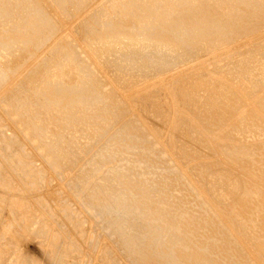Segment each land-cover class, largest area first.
<instances>
[{
  "label": "rangeland",
  "instance_id": "374dc122",
  "mask_svg": "<svg viewBox=\"0 0 264 264\" xmlns=\"http://www.w3.org/2000/svg\"><path fill=\"white\" fill-rule=\"evenodd\" d=\"M178 1L0 0V264H138L140 260L147 262V264H159L157 258L154 259V257H150V260L147 258L144 261L136 256L140 259L136 260L132 257L134 254L130 256L132 251L131 249H127L129 248L127 247L128 245H125L126 243L123 244L126 241L125 236L127 237V235H130L133 238L137 233L136 236H139V234L143 236L140 237L141 244L142 238L143 241L145 239L142 244L143 248L150 249L149 246L153 244V232L149 235L150 233L145 231L146 224L142 225L139 223L145 220L146 218L144 217L147 216L148 218L154 216L157 217V219L160 218V227H163L164 224L162 225V223H165L164 227H167V230L172 229L173 226H171V223L174 225V222H180L179 224L181 225L184 224L180 226L181 230L185 226L189 228L190 225L188 230L183 228L186 231H183L185 232L183 234L179 232L181 230L177 231V233L179 232L178 235H175V232L173 234H168L167 232H170V230L160 233L161 241L157 242V245L163 246L156 247L158 250L160 249L159 251L156 249L158 252L162 250L164 253L168 252L167 250L170 248L168 245L170 244V238H172L171 247L177 243L176 247L179 248H176V251L180 253V255L183 253V257L177 256L175 264H189V262L192 264H199V261H189L187 257L190 254L196 253V246L198 245L200 247L203 244L212 242V245L208 243V247L210 246L212 248L213 246L214 248L217 244L219 245L220 242L223 244L225 236L235 245L230 248V250L233 249L232 251L235 255L230 256L232 252L227 253L226 255H229V259L227 258L228 261L227 259L222 260L224 261L223 263L227 261L225 264H231L234 259L230 257L234 258L235 256L236 260L233 261L234 264H264V236H262V233L264 235V77L261 75L264 73V0ZM205 1L208 2L207 5L204 4L207 3ZM163 2L165 3L163 4ZM201 2H203L205 6L201 4ZM197 5H200V7ZM195 6L199 9H196ZM144 7L148 8L144 9ZM160 8L164 12V15ZM166 8H169V10L173 9L167 11L168 9ZM182 8H184V11ZM156 9L160 14L157 13L158 11ZM178 9L181 12H179ZM194 9L195 11H193ZM248 10L250 11L249 15ZM29 11H31V13ZM32 11H35V13L33 14ZM188 11L191 13V18H193L192 15L194 17L196 15V21L201 18L202 22H206L209 18H216V21L213 20L216 24L211 27V30L213 31L217 28L219 30L213 32L207 30V32H204V36L209 34L206 35L205 38L204 36L202 38L201 33H198L199 28L191 26L194 20L190 17L186 21L188 23L185 22L187 25L182 24L179 28H175L174 20L181 19L182 17L179 14L181 13L182 15V12L187 13ZM144 12H146L145 14L147 16ZM149 12L150 14H148ZM178 12L179 14H177ZM243 12L244 14H242ZM166 13H169V15ZM197 13H199L198 16ZM230 13L232 17L236 16L238 19L246 17L247 15V17L251 15V17L247 18L246 22L244 19L242 20L245 22L244 25H241V27L244 26V29H242L236 23L237 18L235 17V19H233ZM237 13L239 17L235 15ZM26 14L28 16H26ZM156 14L161 15L163 18L167 15V18H164L166 21H162L163 25L154 21L157 18ZM225 15L227 17H225ZM36 16L38 17L37 19ZM126 16L128 17L126 18ZM170 16L173 17L170 18ZM174 16H176L177 19ZM130 17L139 24L140 20L141 23H143L141 25H144L146 22L143 27L146 26L145 28L150 31L148 30L144 33L138 32L139 34H136L134 31L130 33L124 31L128 33V35L130 34L129 36H125L129 37L128 39L124 37L126 33L122 36L124 32H120L121 34L118 36L124 37L123 40L121 38V40L119 38H113L118 35V33L114 30V32L111 33L112 31H107L108 29L106 28H110L111 24L115 27H117V24H125L128 22L130 24L132 21L129 19ZM229 17L231 18L229 19ZM32 20H37V23L33 21V24ZM117 20L120 22H117ZM126 20H128V22ZM252 20L258 26L255 25ZM148 22H150V24H148ZM30 23H32V25ZM152 23H157L158 25L156 24V26H154ZM235 23L237 25H235ZM261 23L263 24L261 25ZM35 24H38V26L33 29L32 26ZM106 24H108L109 27L106 26ZM152 25L153 27H151ZM245 25L248 26L245 27ZM251 25H255V27ZM163 26H166V30ZM28 27L32 28L34 32ZM171 27L174 28L172 29ZM49 28L51 31H48ZM142 29L144 31V28ZM168 31H170V33ZM194 31H197L198 34ZM37 32H39V34ZM114 33H116V35ZM131 33H135V37H143V35L147 36L146 39L150 37L151 39L149 38L148 41L150 44L145 41V37L143 38V43L147 45H143L141 42L143 40L142 37L139 40V37L136 38L137 40L135 41V37H133L134 35ZM145 33H148L149 36ZM158 33L161 34L157 36ZM183 33H185V35ZM108 34L112 36L109 35L113 38V41L116 40L114 42L110 40L111 38H108V40L106 37ZM178 34H180V37ZM8 35L12 38H9ZM26 35L27 38H25ZM183 35L184 37L186 36L187 39L186 37L184 38ZM20 36H22V38ZM172 37H176L178 40H176V38L172 39ZM188 37L190 39H188ZM16 38L18 39L16 40ZM103 38H105V44H103ZM180 39H184L181 41L188 42L181 44V41H179ZM126 40H129V43ZM133 40L134 42L131 44ZM155 40H161L164 45L162 43L156 44L155 42L159 41ZM3 41L5 42L3 43ZM111 42L116 44L114 45ZM137 42L141 43V45ZM152 42L154 45L151 44ZM123 43L126 44L124 45ZM127 43L132 46L126 47L128 46ZM106 44H112L113 47L109 45V47L106 46L105 48ZM101 47H103V49ZM25 49H27V52ZM152 64L153 66L156 64L157 67H153ZM257 66H259L258 69ZM260 69H263V71ZM256 77H258V79ZM81 82H83L82 85L85 83L86 86H93L92 89L94 88L95 90L89 91V88H87L85 84V87L80 86L84 91L88 90L85 93L87 96H84L81 88L78 86ZM91 82L92 84H90ZM197 82H201V85L195 87V85H199ZM218 82L221 83L218 84L220 86L217 85ZM179 86L181 88L179 91L180 95H177L178 91L176 89L179 90ZM199 88L200 91H196L199 90ZM74 89L77 90V92L74 91ZM210 89L212 91L211 95V91L208 92ZM59 90H61L63 94ZM150 90H152L151 92L154 91L156 95H154V92L151 93ZM215 90L220 92L218 93ZM183 91L188 92L185 93ZM194 91L198 93L195 94ZM94 92H96V95ZM221 92H223L222 95ZM149 93L153 95L154 100ZM90 94L93 95L91 96ZM146 94L148 97L145 96ZM181 94L185 95V97H182ZM188 94L190 95V97H188L190 101H188V99L184 100L189 96ZM149 95H151L150 98ZM224 95H227V97L221 98V96ZM213 97L216 100H209L210 98L213 99ZM83 98H86L85 101H82L84 100ZM191 98H194L195 101ZM61 99L66 103L64 104L62 101H59ZM220 99L225 100H223V102ZM180 100L185 102L182 101L183 103H181ZM207 100H209L210 103ZM227 100H229V102ZM186 101H188L189 104ZM148 103H150L151 106ZM207 103H214L219 106L212 104L208 105ZM189 105L190 108H193L191 109L192 111H196L190 114L187 112L186 108L182 110ZM207 105L211 108L212 106L215 108L209 111L211 108H208ZM204 106L208 108L207 111L209 112H205ZM100 107L102 108L100 109ZM116 108H118V110ZM187 108L188 110L190 109L189 107ZM157 110L160 111L158 112ZM89 111L91 113H89ZM116 111H119V114ZM196 112L199 114H196ZM159 113H161V115ZM225 114L226 116H224ZM66 117L68 118L66 119ZM200 120L203 121L201 122ZM32 122H34V124ZM127 124L134 125L137 130L140 129L138 132L142 137L140 136L141 138L138 140L139 145L140 143L141 145L144 144L143 146L146 148L152 145L153 147L151 146V148H148L150 149L149 151L146 148L147 151L143 147L140 148L141 145L138 147L137 142H134L135 138H131V140L133 139L132 141L129 140L130 137H128L127 131L129 129L127 128ZM185 125L187 126L185 127ZM31 127L33 128L31 129ZM4 138H6V140H4ZM128 140L134 143L132 144L133 149L129 146L131 143H129ZM147 140L149 142H147ZM125 142H127V144ZM67 144L70 147L67 146ZM47 146H50V149L52 148L51 146H53V151L56 150V156L53 155V153L51 154L52 150L50 153L48 152L50 149H48ZM136 146L141 150L139 151L135 148ZM154 148L156 151H160L156 152ZM232 149H234L233 152H231ZM149 152H151L153 156L149 154ZM57 153H59L58 155H62L58 156ZM156 153H161L160 157L158 156L159 158L156 156ZM146 156L147 158H145ZM154 156L157 158H153ZM151 157L155 160L158 159L159 162L158 160H151ZM58 158L60 163L57 162ZM63 159L65 160L63 161ZM149 160H151L150 164L152 167L148 164ZM153 162L155 163L153 164ZM139 164L143 166L140 167ZM167 172L171 173L168 174ZM163 174H165V176ZM172 176L174 177L172 178ZM153 180L154 183L157 182L155 183L156 185L153 183ZM170 182L171 185H169ZM149 184L153 185L150 186ZM159 184H161V188H158ZM126 185L129 187H124ZM178 185H180V187ZM123 187L126 193L132 190L131 193L133 192V197L136 193L138 194V192H141L144 196L139 193L140 195L138 194V198L140 197L142 201L137 199L136 196V201H134L135 197L133 198L132 195L129 194L125 196V198H127L126 201L123 195L125 194L123 193ZM142 188L145 191H150L152 189L150 191L152 193L156 191L152 194L154 197L148 195L149 192L143 191ZM159 189L162 190L160 191ZM143 192L148 194L145 196ZM159 192L162 193L160 194ZM162 194H164V196ZM128 195L131 196L132 199ZM120 196H122L121 198H123V200H121ZM157 196L163 197L159 198ZM146 197L147 199H145ZM173 197L175 200L172 199ZM129 198L131 201H134V204H137L136 206L138 209L133 203L130 202V204L128 202ZM183 199L186 201H182ZM118 200L119 202L117 203ZM156 200L159 201L157 202ZM175 201L177 202L174 203ZM126 202H128L129 205L126 204V206ZM184 202L185 204L183 205ZM202 202L206 205L204 206ZM111 203H114V205ZM173 204H175L174 208L172 207ZM139 205L144 206L142 209L147 211L145 213L146 216L143 210L140 211L141 206L139 208ZM117 206L120 207L122 211H120V208ZM122 206H126L125 208L128 207V211H133L132 213L135 211L141 216L137 217L138 215L134 213L137 216L133 217L134 214H130V212ZM154 206L159 212L155 211L156 209ZM105 209H107V211ZM114 209H117L118 212L120 211V215H123L122 212H127L123 215L124 217H121L118 215L117 210V214L115 213ZM124 209L126 211H124ZM148 210L151 212L154 211L155 215L151 214V212L149 213ZM184 212L188 213L189 217L185 216L188 214ZM206 212H210V214L207 213V215H210V218L205 215ZM127 213L130 216H126ZM182 213L183 219L180 217ZM143 215L144 217H142ZM167 215L169 216L166 217ZM117 216L118 219L119 217L124 218L123 226L125 229L122 226L123 229L126 230L130 228L132 231L134 230L133 232L135 234L132 232L134 235L132 233L129 234L131 230L128 232L127 229L125 233L121 228V230L118 231L121 232L120 235H126L124 237L119 236L118 232H116L113 227V224L117 222H114V220H117ZM160 216H163L165 222L161 220L163 218ZM195 216L197 218H195ZM202 216L207 217L208 220L212 219V222L214 221L216 224L211 225L206 218H201ZM135 217L138 218L139 224H136V219L133 220ZM140 217H142V221H140ZM184 217H186L185 219L188 222L184 221ZM148 218L143 222L151 223L154 221L152 220L153 218ZM187 218L192 221V224L189 223ZM175 219L178 222H176ZM166 220L168 222L171 221V223L169 222L168 224ZM200 220H205L208 223L205 228H203L205 231L210 226L217 231L215 232L212 228H209L207 230L208 232L206 231L207 233H205L204 230L202 232L207 235L201 234L200 230H202V228H196ZM159 221L157 220V222ZM128 222H130V224ZM187 223H189V225ZM192 226L197 230L191 228ZM219 226L220 228H215ZM257 227H259V229ZM190 230H194V234L191 235L192 232ZM189 231L191 233H187ZM123 232L124 234H122ZM141 233H148L147 236L149 237ZM196 233L198 235H196ZM166 234L168 235L166 236ZM180 234L183 235V238L188 234L184 240L186 241L188 238L192 243L187 241L186 243ZM209 235L217 239L215 240L214 238L207 237ZM218 235L220 238H218ZM150 236L152 237L150 238ZM201 237H205V240L208 242L205 243L206 241H200ZM193 238L195 241H193ZM196 238H198L199 241ZM147 239L151 242H148ZM217 240L220 241L217 243ZM163 241L167 242L163 244ZM173 241L176 242L172 245ZM198 242L199 244L195 245V243ZM201 242H203V244ZM221 243L218 248L222 250L227 249L226 247L223 248L225 243L223 245ZM186 244L188 247L192 244L193 248L196 247L195 250L192 251L193 248L190 246L189 248L192 249H189V251L188 247H185ZM164 247L167 250H161V248ZM180 247L183 248L181 249ZM184 247L187 249L183 250L185 249ZM211 248H209L210 253L213 252ZM221 249L220 252L219 249L217 251L215 249L214 252L221 254ZM225 251L226 250H224V252ZM201 257L199 259H201ZM222 257V255L221 257L219 256L218 260ZM182 258L185 259L183 260ZM153 261L155 262L153 263ZM214 261L216 262H214L215 264L218 263L217 258ZM221 263L222 262H219V264Z\"/></svg>",
  "mask_w": 264,
  "mask_h": 264
},
{
  "label": "bare ground",
  "instance_id": "6f19581e",
  "mask_svg": "<svg viewBox=\"0 0 264 264\" xmlns=\"http://www.w3.org/2000/svg\"><path fill=\"white\" fill-rule=\"evenodd\" d=\"M78 1H79V0H78ZM135 1H136V0H135ZM140 1H141V0H140ZM162 1H163V0H162ZM172 1H173V0H172ZM177 1H178V0H177ZM213 1H214V0H213ZM241 1H243V0H241ZM22 2H23V1H22ZM131 2H132V1H131ZM133 2H134V0H133ZM142 2H144V1H142ZM174 2H175V1H174ZM178 2H179V1H178ZM198 2H199V1H198ZM205 2H207V1H205ZM211 2H212V1H211ZM219 2H220V1H219ZM248 2H249V1H248ZM251 2H252V1H251ZM27 3H28V1H27ZM119 3H120V2H119ZM139 3H140V2H139ZM164 3H165V2H163V4H164ZM193 3H194V2H193ZM223 3H224V2H223ZM253 3H255V2H253ZM97 4H98V3H97ZM115 4H116V3H115ZM196 4H198V3H196ZM201 4H203V2H201ZM204 4L207 5L208 2H207V3H204ZM204 4H203V5H204ZM210 4H211V3H210ZM225 4H226V3H225ZM233 4H235V3H233ZM249 4H251V3H249ZM37 5H38V4H37ZM78 5H79V4H78ZM80 5H81V4H80ZM125 5H126V4H125ZM137 5H138V4H137ZM143 5H144V4H143ZM148 5H149V4H148ZM173 5L175 6V4H173ZM177 5H178V4H177ZM185 5H186V4H185ZM205 5H204V6H205ZM212 5H213V4H212ZM217 5H219V4H217ZM259 5H260V3H259ZM144 6H145V5H144ZM146 6H147V5H146ZM152 6H154V5H152ZM159 6H160V5H159ZM168 6H169V5H168ZM190 6H191V5H190ZM197 6H198V5H197ZM209 6H210V5H209ZM214 6H215V5H214ZM244 6H245V5H244ZM114 7H115V6H114ZM119 7H120V6H119ZM140 7H141V6H140ZM148 7H149V6H148ZM148 7H144V9H145V8H148ZM169 7H170V6H169ZM175 7H177V6H175ZM175 7H174V8H175ZM183 7H184V6H183ZM191 7H192V6H191ZM191 7H190V8H191ZM198 7H200V5H199ZM198 7L195 6L196 9H197ZM201 7H203V6H201ZM25 8H26V7H25ZM39 8H41V7H39ZM97 8H98V7H97ZM100 8H101V7H100ZM100 8H99V9H100ZM122 8H124V7H122ZM184 8H185V7H184ZM184 8H182L183 11H184ZM186 8H187V7H186ZM190 8H189V9H190ZM213 8H215V7H213ZM236 8H237V7H236ZM245 8H246V7H245ZM35 9H36V8H35ZM37 9H38V8H37ZM42 9H43V8H42ZM157 9H158V8H157ZM157 9H156V10H157ZM166 9H168L167 11H170V10H172L173 8L170 9V10H169V8H166ZM166 9H165V10H166ZM192 9H193V8H192ZM192 9H191V10H192ZM198 9H199V8H198ZM215 9H216V8H215ZM217 9H218V8H217ZM239 9H240V7H239ZM239 9H238V10H239ZM22 10H23V9H22ZM32 10H33V9H32ZM111 10H112V9H111ZM113 10H114V8H113ZM113 10H112V11H113ZM140 10H141V9H140ZM148 10H149V9H148ZM154 10H155V9H154ZM160 10H161V8H160ZM163 10H164V8H163ZM185 10H186V9H185ZM212 10H214V9H212ZM228 10H229V9H228ZM240 10H241V9H240ZM244 10H245V9H244ZM260 10H261V9H260ZM26 11H27V10H26ZM39 11H41V10H39ZM117 11H118V10H117ZM141 11H142V10H141ZM141 11H140V13H141ZM157 11H158V10H157ZM157 11H156V12H157ZM178 11H179V9H178ZM193 11H195V9H194ZM214 11H215V10H214ZM217 11H219V10H217ZM220 11H221V10H220ZM248 11H249V10H248ZM253 11H254V10H253ZM253 11H251V12H253ZM24 12H25V11H24ZM29 12L31 13V11H29ZM43 12H44V11H43ZM107 12H108V11H107ZM118 12H120V11H118ZM121 12H123V11H121ZM124 12H125V10H124ZM146 12H148V11H146ZM146 12H144V14H145ZM153 12H154V11H153ZM161 12H163V11L161 10ZM165 12H166V11H165ZM179 12H181V11H179ZM179 12H178L177 14H179ZM197 12H198V11H197ZM244 12H245V11H244ZM244 12H243L242 14H244ZM32 13L34 14L35 11H34V12L32 11ZM37 13H38V12H37ZM157 13L160 14L159 11H158ZM169 13H171V12H169ZM169 13H166V14L169 15ZM182 13L184 14V16H183V14L181 15V13L179 14V15L182 17L181 19H177V17L174 16V17H176V19H177L176 21L174 20V27H175V28H179V26H182V24H186V23H188V22H186V21H187V19H189L191 13H190L189 11H188L187 13H184V12H182ZM228 13H229V12H228ZM238 13H239V12H238ZM238 13L235 14V15H238ZM249 13H250V11L248 12V15H249ZM120 14H121V13H120ZM128 14H131V13H128ZM128 14H127V15H128ZM134 14H135V13H134ZM138 14H139V13H138ZM148 14H150V12H149ZM152 14H153V13H152ZM159 14H156L157 18H156V20H154V21H155V22L157 21V22H159L160 24H162L163 22L166 21V19H164V18H167V15L165 14L166 17L163 18V17H162L161 15H159ZM198 14H199V13H197V16H198ZM233 14H234V13H233ZM239 14H241V13H239ZM259 14H260V13H259ZM17 15H18V13H17ZM93 15H94V14H93ZM136 15H137V14H136ZM139 15H140V14H139ZM145 15H146V14H145ZM145 15H144V16H145ZM163 15H164V12H163ZM174 15H176V14H174ZM179 15H177V16H179ZM194 15H195V14H194ZM248 15H247V16H248ZM257 15H258V14H257ZM21 16H22V15H21ZM26 16H28V15L26 14ZM39 16H40V15H39ZM42 16H43V15H42ZM45 16H46V15H45ZM89 16H90V15H89ZM107 16H108V15H107ZM119 16H120V15H119ZM121 16H123V15H121ZM128 16H129V15H128ZM128 16H126V18H127ZM137 16H138V15H137ZM140 16H141V15H140ZM146 16H147V15H146ZM154 16H155V15H154ZM156 16H155V17H156ZM185 16H186V17H185ZM199 16H200V15H199ZM228 16H229V15H228ZM230 16L232 17V14H231V13H230ZM245 16H246V15H245ZM247 16H246V17H242V16H241V17H242L241 19H238V18L235 16V17L237 18L236 23L241 27V25H244V24H245L246 19L251 17V15H250V17H247ZM254 16H255V15H254ZM123 17H124V16H123ZM133 17H134V16H133ZM149 17H150V16H149ZM171 17H173V16H170V18H171ZM192 17H193V18H191V17H190V18L193 19L194 22L192 21L193 23H191V26H193V27H195V28H199L198 33H201L202 38H203V36H204V34H205L204 32H205V31L207 32V30H208V31H209V30L212 31V30H211V29H212L211 27H213V26L216 24V23L213 21V20H215L216 18L213 19V17H212V19H211V18L207 19L206 22H202V19H201V18H200V20L196 21V20H195V19H196V18H195L196 15H195V17L192 15ZM200 17H201V16H200ZM225 17H227V16L225 15ZM231 17H229V19H230ZM235 17H232V18L235 19ZM238 17H239V15H238ZM255 17H256V16H255ZM262 17H263V15H262ZM29 18H30V17H29ZM34 18H35V17H34ZM37 18H38V17L36 16V19H37ZM168 18H169V17H168ZM31 19H32V18H31ZM129 19L132 20L130 24H129L128 20H126L128 23H125V24H124V23H123V24H117V25H116V26L118 27V28H117V27H115L114 25H112L111 23H109V24H111V25H110V28H106V29H108L107 31H110V32L112 31L111 33H113L114 31H116V33H118V35H116V33H114L116 36L113 35V36H115V37H113V38H119V39L121 38L122 40H123V38H124L126 35H127V36L130 35V34L128 35V33H126V32H129V33H130V32H132V31H134V32L137 34L138 32L144 33V32H146V31L149 30V29L145 28L146 26L143 27V26L146 24V22H145L144 25H141V24H143V23H141L140 20H139V22H140V24H139L138 22H135L136 20L132 19V17H130ZM141 19H142V18H141ZM150 19H151V18H150ZM191 19H190V20H191ZM197 19H198V18H197ZM219 19H220V18H219ZM243 19L245 20V22L242 21ZM251 19H252V18H251ZM255 19H256V18H255ZM48 20H49V19H48ZM121 20H122V18H121ZM133 20H134V21H133ZM33 21H35V20H32V23L34 24ZM36 21H37V20H36ZM36 21H35V22H36ZM142 21H143V20H142ZM150 21H151V22H154L153 20H150ZM162 21H163V22H162ZM169 21H170V22H173V21H171V20H169ZM169 21H168V22H169ZM188 21H189V20H188ZM215 21H216V20H215ZM222 21H223V20H222ZM227 21H228V20H227ZM259 21H260V20H259ZM263 21H264V20H263ZM21 22H22V21H21ZM88 22H89V21H88ZM117 22H120V21L117 20ZM185 22H186V23H185ZM252 22H253V20H252ZM23 23H24V21H23ZM32 23H30V24L32 25ZM36 23H37V22H36ZM39 23H40V22H39ZM41 23H42V22H41ZM113 23H115V22H113ZM121 23H122V22H121ZM137 23H138V24H137ZM219 23H220V22H219ZM236 23H235V25H237ZM250 23H251V22H250ZM253 23H254V22H253ZM257 23H259V22H257ZM26 24H28V23H26ZM44 24H45V23H44ZM148 24H150V22H148ZM152 24H154V23H152ZM156 24H157V23H155L154 26H156ZM254 24H255V23H254ZM262 24H263V23H261V25H262ZM1 25H2V24H1ZM28 25H29V24H28ZM35 25H36V26H35ZM35 25L32 26L33 29H34V28H37V26H38V24H35ZM49 25H50V24H49ZM118 25H119V26H118ZM157 25H158V24H157ZM162 25H163V24H162ZM164 25H165V24H164ZM186 25H187V24H186ZM186 25H185V27H186ZM255 25H257V24H255ZM255 25H253V26L251 25V26H252V27H255ZM42 26H43V25H42ZM50 26H51V25H50ZM106 26L109 27L108 24H106ZM166 26H167V25H166ZM166 26H165V27H166ZM222 26H223V25H222ZM246 26H248V25H245V27H246ZM257 26H258V25H257ZM30 27H31V26H30ZM30 27H28V28H30ZM141 27L144 28V31H143V29H142ZM151 27H153V25H152ZM165 27L163 26V28H165ZM174 27H173V28H174ZM187 27H188V26H187ZM189 27H190V26H189ZM223 27H224V26H223ZM44 28H45V27H44ZM50 28H51V27H50ZM50 28H49L48 31H51ZM96 28H97V27H96ZM148 28H149V27H148ZM155 28H156V27H155ZM159 28H160V27H159ZM163 28H162V29H163ZM171 28H172V27H171ZM173 28H172V29H173ZM190 28H191V27H190ZM221 28H222V27H221ZM241 28L244 29V26H242ZM241 28H240V29H241ZM31 29H32V28H30V30H31ZM33 29H32V31H33ZM91 29H92V28H91ZM222 29H223V28H222ZM226 29H227V28H226ZM240 29H239V31H240ZM4 30H5V29H4ZM113 30H114V31H113ZM151 30H152V28H151ZM159 30H160V29H159ZM165 30H166V28H165ZM167 30H169V29H167ZM170 30H171V29H170ZM174 30H175V29H174ZM177 30H178V29H177ZM177 30H176V31H177ZM215 30L217 31V30H219V29L217 28V29H215ZM215 30H213V31H215ZM246 30H247V29H246ZM5 31H6V30H5ZM25 31H26V30H25ZM35 31H37V30H35ZM43 31H44V30H43ZM124 31H126V32H124ZM142 31H143V32H142ZM149 31H150V30H149ZM155 31H156V30H155ZM162 31H163V30H162ZM182 31H183V30H182ZM187 31H189V30H187ZM187 31H184V32H187ZM213 31H212V32H213ZM225 31H226V30H225ZM19 32H20V31H19ZM30 32H31V31H30ZM33 32H34V31H33ZM33 32H32V33H33ZM39 32H40V31H39ZM39 32H37V33L39 34ZM44 32H46V31H44ZM91 32H92V31H91ZM120 32H124V33H122V36H123V34L126 33V34L124 35L123 38H122V36H121V37H118V36H120L119 34H121ZM158 32H159V31H158ZM168 32L170 33V31H168ZM177 32H178V31H177ZM180 32H181V31H180ZM180 32H179V33H180ZM189 32H191V31H189ZM189 32H187V33H189ZM194 32H195V31H194ZM219 32H220V31H219ZM47 33H48V32H47ZM108 33H109V32H108ZM135 33H131L132 35H134L133 37H135ZM141 33H140V34H141ZM156 33H157V32H156ZM156 33H155V34H156ZM164 33H165V32H164ZM164 33H163V34H164ZM174 33H175V32H174ZM195 33H197V31H196ZM195 33H194V34H195ZM198 33H197V34H198ZM7 34H8V33H7ZM10 34H11V33H10ZM138 34H139V33H138ZM145 34H146V33H145ZM147 34H148V33H147ZM147 34H146V35H147ZM159 34H161V33H158L157 36H159ZM165 34H166V33H165ZM167 34H168V33H167ZM171 34H172V33H171ZM176 34H177V33H176ZM183 34L185 35V33H183ZM197 34H196V36H197ZM208 34H209V33H208ZM208 34H206V35H208ZM217 34H218V32H217ZM217 34H216V35H217ZM16 35H17V34H16ZM32 35H33V34H32ZM34 35H35V34H34ZM41 35H42V34H41ZM95 35H96V34H95ZM109 35H110V34L106 35L107 39H108V38L110 39V38L112 37L111 35H110L111 37H110ZM142 35H143V34H142ZM179 35H180V34H178V36H179ZM184 35H183V37H184ZM206 35L204 36V38L206 37ZM3 36H4V35H3ZM5 36H6V35H5ZM9 36H10V35H8V37H9ZM11 36H12V35H11ZM14 36H15V34H14ZM108 36H109V37H108ZM148 36H149V34H148ZM153 36H154V34H153ZM178 36H177V37H178ZM15 37H16V36H15ZM17 37H18V35H17ZM20 37L22 38V36H20ZM97 37H98V36H97ZM131 37H132V36H131ZM131 37H130V38H131ZM138 37H139V38H138ZM138 37H135V41L137 40L136 38H138V40H139L142 36H138ZM144 37H145V39H146L147 36H144V35H143L142 39H143ZM179 37H180V36H179ZM185 37H186V36H185ZM185 37H184V38H185ZM189 37H190V36H189ZM189 37H188V39H190ZM194 37H195V35H194ZM198 37H199V36H198ZM209 37H210V36H209ZM9 38H12V37H9ZM18 38H19V37H18ZM18 38H16V40H17ZM25 38H27V35L25 36ZM30 38H31V37H30ZM38 38H40V37H38ZM38 38H37V39H38ZM113 38H111L110 40H112ZM125 38L128 39L129 37H125ZM149 38H150V37H149ZM149 38H147L148 40H147V39L145 40L147 43H149V42H148V41H149ZM160 38H161V37H160ZM165 38H166V37H165ZM174 38H176V37H174ZM174 38L172 37V39H174ZM196 38H197V37H196ZM3 39H4V38H3ZM5 39H6V38H5ZM28 39H29V38H28ZM28 39H27V41H28ZM109 39H108V40H109ZM121 39H120V40H121ZM132 39H134V38H132ZM132 39H131V40H132ZM142 39H141V40H142ZM150 39H151V38H150ZM167 39H168V38H167ZM186 39H187V37H186ZM194 39H195V38H194ZM6 40H8V39H6ZM21 40H22V39H21ZM41 40H42V38H41ZM45 40H46V39H45ZM100 40H101V38H100ZM108 40H106V41H108ZM115 40H116V39H115ZM115 40H114V41H115ZM124 40H125V39H124ZM141 40H140V41H141ZM176 40H178V38H176ZM181 40H184V39H180L179 41H181ZM191 40H192V39H191ZM191 40H190V41H191ZM10 41H11V40H10ZM12 41H13V40H12ZM22 41H24V40H22ZM27 41H26V42H27ZM104 41H105V38H103V44H105ZM114 41L112 40V42H114ZM126 41L129 43V40H126ZM126 41H125V42H126ZM143 41H144V39H143L141 42L143 43ZM151 41H152V40H151ZM155 41H159V40H155ZM155 41H154V42H155ZM4 42H5V41H3V43H4ZM32 42H33V41H32ZM47 42H48V41H47ZM60 42H61V41H60ZM109 42H110V41H109ZM109 42H108V43H109ZM112 42H111V43H112ZM117 42H118V39H117ZM119 42H120V41H119ZM133 42H134V40L132 41V43H131V42H130V43L133 44ZM187 42H188V41H181V44H182V43L185 44V43H187ZM14 43H15V42H14ZM52 43H53V42H52ZM101 43H102V41H101ZM128 43H127V44H128ZM137 43H138V42H137ZM155 43H156V44H157V43H162V44L164 45V43H163L161 40H160L159 42H155ZM174 43H175V42H174ZM179 43H180V42H179ZM190 43H192V42H190ZM190 43H189V44H190ZM6 44H8V43H6ZM43 44H44V42H43ZM61 44H62V43H61ZM112 44H114V43H112ZM112 44H111V45H110V44H106V45H105V48H106V46L109 47V45H110V47H111ZM115 44H116V43H115ZM115 44H114V45H115ZM118 44H120V43H118ZM123 44L125 45L126 43H123ZM131 44H130V45H131ZM138 44L141 45V43H138ZM144 44H146V43H143V45H144ZM149 44H150V43H149ZM151 44L154 45L153 42H152ZM165 44H166V43H165ZM169 44H170V43H169ZM176 44H178V43H176ZM176 44H175V45H176ZM130 45L128 44V46H126V47H130ZM146 45H147V44H146ZM158 45H161V44H158ZM40 46H41V45H40ZM97 46H98V45H97ZM131 46H132V45H131ZM150 46H151V45H150ZM165 46H166V45H165ZM177 46H178V45H177ZM177 46H176V47H177ZM187 46H188V45H187ZM190 46H191V45H190ZM34 47H35V46H34ZM61 47H62V46H61ZM61 47H60V48H61ZM103 47H104V45H103ZM103 47H101V48L103 49ZM112 47H113V46H112ZM142 47H143V46H142ZM144 47H145V46H144ZM29 48H30V47H29ZM97 48H98V47H97ZM120 48H121V47H120ZM178 48H180V47H178ZM188 48H189V47H188ZM44 49H45V48H44ZM107 49H108V48H107ZM111 49H112V48H111ZM132 49H133V48H132ZM184 49H185V47H184ZM25 50H26V52H27V49H25ZM59 50H60V49H59ZM22 51H23V50H22ZM68 51H69V50H68ZM98 51H99V50H98ZM127 51H128V50H127ZM189 51H190V50H189ZM192 51H193V50H192ZM102 52H103V50H102ZM106 52H107V51H106ZM108 52H109V51H108ZM26 54H27V53H26ZM11 55H12V54H11ZM129 56H130V55H129ZM15 57H16V56H15ZM24 58H25V57H24ZM30 58H31V57H30ZM147 58H148V57H147ZM44 59H45V58H44ZM57 59H58V58H57ZM23 60H24V59H23ZM151 60H152V59H151ZM246 60H247V59H246ZM53 62H54V61H53ZM147 63H148V62H147ZM128 64H129V63H128ZM162 64H163V63H162ZM139 65H140V64H139ZM165 65H166V64H165ZM242 65H243V64H242ZM249 65H250V63H249ZM262 65H263V64H262ZM60 66H61V65H60ZM129 66H130V65H129ZM152 66H153V64H152ZM155 66H156V64H155ZM155 66H153V67H155ZM5 67H6V66H5ZM37 67H38V66H37ZM156 67H157V66H156ZM160 67H161V66H160ZM234 67H235V65H234ZM236 67H237V66H236ZM258 67H259V66H257V69H258ZM142 68H143V67H142ZM13 69H14V68H13ZM132 69H133V68H132ZM147 69H149V68H147ZM157 69H158V68H157ZM253 69H254V68H253ZM134 70H135V69H134ZM149 70H150V69H149ZM238 70H239V69H238ZM260 70L263 71V69H260ZM150 71H151V70H150ZM235 71H237V70H235ZM40 72H41V71H40ZM142 72H143V71H142ZM257 72H258V70H257ZM1 73H2V71H1ZM78 73H79V72H78ZM130 73H131V72H130ZM232 73H233V72H232ZM259 73H260V72H259ZM259 73H258V76H259ZM55 74H56V73H55ZM250 74H251V73H250ZM254 74H255V73H254ZM256 74H257V73H256ZM84 75H85V74H84ZM150 75H151V74H150ZM261 75L264 77V73H262ZM261 75H260V76H261ZM262 76H261V77H262ZM45 77H46V76H45ZM62 78H63V77H62ZM256 78L258 79V77H256ZM259 78H260V77H259ZM93 79H94V78H93ZM26 80H27V79H26ZM72 80H73V79H72ZM79 81H80V80H79ZM79 81H78V82H79ZM89 81H90V80H89ZM205 81H206V80H205ZM72 82H73V81H72ZM84 82H85V81H84ZM198 82H199V81H198ZM198 82H197V83H198ZM82 83H83V82H81V84L78 85L79 88H81L80 86H84L85 83H84L83 85H82ZM215 83H216V81H215ZM219 83H220V82H218L217 85H218ZM59 84H60V82H59ZM69 84H70V83H69ZM72 84H73V83H72ZM90 84H92V82H91ZM198 84H199V85H195V87H196V86H200V85H201V82L198 83ZM203 84H205V83H203ZM220 84H221V83H220ZM75 85H76V83H75ZM177 85H179V84H177ZM48 86H49V85H48ZM59 86H60V85H59ZM85 86H86V84H85ZM85 86H84V87H85ZM218 86H220V85H218ZM57 87H58V85H57ZM84 87H83V88H84ZM86 87L89 88V91L94 89V88L92 89L93 86H92V87H91V86H86ZM153 87H154V86H153ZM177 87H178V86H177ZM213 87H214V86H213ZM215 87H217V86H215ZM76 88H78V87H76ZM87 88H86V89H87ZM219 88H220V87H219ZM219 88H218V89H219ZM65 89H66V88H65ZM196 89H197V88H196ZM201 89H202V87H201ZM17 90H18V89H17ZM63 90H64V89H63ZM78 90H79V89H78ZM81 90H82V93L84 94V96H87V94H85V93H86L88 90H87V91H84L82 88H81ZM94 90H95V89H94ZM96 90H97V89H96ZM157 90H158V89H157ZM176 90L178 91V92H177V95H178V94H179V91L181 90L180 86H179V90H178V89H176ZM188 90H189V89H188ZM221 90H222V89H221ZM12 91H13V90H12ZM59 91L61 92V90H59ZM65 91H66V90H65ZM70 91H71V90H70ZM70 91H69V92H70ZM74 91L77 92V90H75V89H74ZM74 91H73V92H74ZM83 91H84V92H83ZM100 91H101V90H100ZM151 91H152V90H150V92H151ZM196 91L199 92V91H200V88H199V90H196ZM209 91H211V89L208 90V92H209ZM215 91H217L218 93L220 92V91H218V90H215ZM60 92H59V93H60ZM66 92H68V91H66ZM73 92H72V93H73ZM79 92H80V91H79ZM79 92H78V93H79ZM96 92H97V91H96ZM96 92H94L95 95H96ZM98 92H99V91H98ZM142 92H143V91H142ZM153 92H154V91H153ZM153 92H151V93H153ZM183 92H185V91H183ZM183 92H182V93H183ZM186 92H188V91H186ZM186 92H185V93H186ZM198 92H197V93H198ZM217 92H216V93H217ZM223 92H224V91H223ZM223 92H221V95L223 94ZM61 93H62V92H61ZM72 93H71V94H72ZM89 93H90V92H89ZM89 93H88V94H89ZM151 93H149V94H151ZM154 93H155V92H154ZM191 93H192V92H191ZM194 93H195V91H194ZM197 93H195V94H197ZM213 93H214V92H213ZM62 94H63V93H62ZM68 94H69V93H68ZM80 94H81V92H80ZM83 94H82V95H83ZM138 94H139V93H138ZM147 94H148V92H147ZM147 94H146L145 96L148 97ZM199 94H200V93H199ZM205 94H206V93H205ZM211 94H212V91H211L210 95H211ZM224 94H225V93H224ZM226 94H227V93H226ZM90 95L92 96L93 94H90ZM101 95H103V94H101ZM151 95H152V94H151ZM151 95H149V98H150ZM154 95H156V93H155ZM157 95H158V94H157ZM179 95H180V94H179ZM186 95H187V94H186ZM188 95H189V94H188ZM202 95H203V94H202ZM208 95H209V94H208ZM213 95H214V94H213ZM217 95H218V94H217ZM75 96H76V95H75ZM78 96H79V95H78ZM78 96H77V97H78ZM114 96H115V95H114ZM138 96H139V95H138ZM181 96H182V97H183V96L185 97V95H183V94H181ZM181 96H180V97H181ZM191 96H192V95H191ZM214 96H215V95H214ZM228 96H229V95H228ZM9 97H10V96H9ZM19 97H20V96H19ZM81 97H82V96H81ZM89 97H90V96H89ZM104 97H105V95H104ZM110 97H111V96H110ZM180 97H178V98H179V99H182V98H180ZM188 97H190V95L187 96L186 99H184V100H187ZM209 97H210V96H209ZM215 97H216V96H215ZM219 97H220V96H219ZM222 97L225 98V97H227V95H226V96H225V95H224V96H221V98H222ZM79 98H80V97H79ZM90 98H91V97H90ZM99 98H100V97H99ZM113 98H114V97H113ZM139 98H140V97H139ZM143 98H144V97H143ZM145 98H146V97H145ZM151 98H153V95L151 96ZM157 98H158V97H157ZM195 98H196V97H195ZM228 98H229V97H228ZM9 99H10V98H9ZM20 99H21V98H20ZM72 99H73V98H72ZM83 99H84V100H82V101H85L86 98H83ZM91 99H92V98H91ZM101 99H102V98H101ZM147 99H148V98H147ZM179 99H178V100H179ZM189 99H190V98H189ZM189 99H188V101H190ZM191 99L194 100V98H191ZM200 99H201V98H200ZM204 99H205V98H204ZM206 99H208V98H206ZM55 100H57V99H55ZM63 100H64V99H63ZM65 100H68V99H65ZM88 100H89V99H88ZM88 100H86V101H88ZM93 100H94V99H93ZM97 100H99V99H97ZM111 100H112V99H111ZM140 100H141V99H140ZM140 100H139V101H140ZM144 100H145V99H144ZM148 100H149V99H148ZM150 100H151V99H150ZM153 100H154V98H153ZM153 100H152V103H153ZM209 100H212V101H213V100H216V99H214V97H213V99L210 98ZM209 100H207V101L209 102ZM220 100L223 101V100H225V99H220ZM263 100H264V99H263ZM59 101H62V99L59 100ZM146 101H147V100H146ZM157 101H158V100H157ZM157 101H156V102H157ZM180 101H181V103L185 102V101H183V100H180ZM182 101H183V102H182ZM188 101H186V102H188ZM194 101H195V100H194ZM194 101H193V102H194ZM217 101H218V100H217ZM217 101H216V103H217ZM227 101L229 102V100H227ZM235 101H237V100H235ZM16 102H17V101H16ZM21 102H22V101H21ZM62 102L64 103V101H62ZM77 102H78V101H77ZM88 102H89V101H88ZM193 102H192V103H193ZM198 102H199V101H198ZM201 102H202V101H201ZM220 102H221V101H220ZM223 102H224V101H223ZM230 102H231V101H230ZM63 103H62V104H63ZM65 103H66V102H65ZM65 103H64V104H65ZM90 103H91V102H90ZM111 103H112V102H111ZM205 103H206V102H205ZM205 103H204V105H205ZM209 103H210V102H209ZM209 103H207V104H208V105H211V104H212V105H215L214 103H211V104H209ZM9 104H10V103H9ZM9 104H7V105H9ZM60 104H61V103H60ZM64 104H63V105H64ZM67 104H68V103H67ZM67 104H66V105H67ZM144 104H145V103H144ZM148 104L151 106L150 103H148ZM188 104H189V102H188ZM190 104H191V102H190ZM220 104H221V103H220ZM228 104H229V103H228ZM88 105H89V104H88ZM153 105H154V104H153ZM194 105H195V104H194ZM201 105H202V104H201ZM208 105H207V106H208ZM221 105H222V104H221ZM221 105H220V106H221ZM225 105H226V104H225ZM114 106H115V105H114ZM114 106H113V107H114ZM117 106H118V105H117ZM122 106H123V105H122ZM215 106H219V105L216 104ZM228 106H229V105H228ZM66 107H69V106H66ZM123 107H124V106H123ZM187 107L190 108V105L187 106ZM187 107H184V109H182V110H185V108H186V109H187V112H189V113L191 114V112L194 111V110H193V111L191 110V109H193V108H190L189 110H191V111H189ZM193 107H194V106H193ZM204 107H205V106H204ZM209 107H210V106H208V108H209ZM230 107H231V106H230ZM22 108H23V107H22ZM101 108H102V107H100V109H101ZM105 108H106V107H105ZM208 108L205 107V110H206L205 112H209L210 110H212V109L215 108V107L212 106V108L210 107L211 109H209V111H207ZM217 108H218V107H217ZM113 109H115V108H113ZM116 109L118 110V108H116ZM122 109H123V108H122ZM200 109H201V108H200ZM224 109H225V107H224ZM203 110H204V109H203ZM231 110H232V108H231ZM120 111H121V110H120ZM157 111H158V110H157ZM159 111H160V110H159ZM159 111H158V112H159ZM195 111H196V110H195ZM195 111H194V112H195ZM198 111H199V110H198ZM215 111H216V110H215ZM219 111H220V110H219ZM223 111H224V110H223ZM227 111H228V110H227ZM227 111H226V112H227ZM97 112H98V111H97ZM106 112H107V111H106ZM109 112H110V111H109ZM116 112H117V111H116ZM158 112H157V113H158ZM212 112H213V111H212ZM216 112H217V111H216ZM216 112H215V113H216ZM220 112H221V111H220ZM224 112H225V111H224ZM224 112H223V113H224ZM89 113H91V112L89 111ZM117 113L119 114V111H118ZM223 113H222V114H223ZM67 114H68V113H67ZM115 114H116V113H115ZM159 114L161 115V113H159ZM162 114H163V112H162ZM192 114H193V115H196V114H199V113L196 112V114H195V113H192ZM202 114H203V113H202ZM208 114H211V113H208ZM87 115H88V114H87ZM102 115H103V114H102ZM104 115H105V114H104ZM108 115H109V114H108ZM184 115H185V114H184ZM188 115H189V114H188ZM214 115H215V114H214ZM115 116H116V115H115ZM120 116H122V115H120ZM158 116H159V115H158ZM224 116H226V114H225ZM55 117H56V116H55ZM63 117H65V116H63ZM68 117H69V116H68ZM68 117H66V119H67ZM117 117H118V116H117ZM159 117H160V116H159ZM202 117H203V115H202ZM216 117H217V116H216ZM109 118H110V117H109ZM135 118H136V117H135ZM213 118H214V117H213ZM221 118H222V117H221ZM225 118H226V117H225ZM225 118H224V119H225ZM85 119H86V118H85ZM85 119H84V120H85ZM194 119H195V118H194ZM196 119H197V118H196ZM201 119H202V118H201ZM203 119H204V118H203ZM207 119H208V118H207ZM224 119H223V120H224ZM70 121H71V120H70ZM70 121H69V122H70ZM125 121H126V120H125ZM138 121H139V120H138ZM200 121H201V120H200ZM202 121H203V120H202ZM202 121H201V122H202ZM211 121H212V119H211ZM211 121H209V122H211ZM214 121H216V120H214ZM116 122H117V121H116ZM126 122H128V121H126ZM212 122H213V121H212ZM217 122H218V121H217ZM222 122H223V121H222ZM32 123L34 124V122H32ZM139 123H140V122H139ZM214 123H215V122H214ZM62 124H63V123H62ZM66 124H67V123H66ZM84 124H85V123H84ZM111 124H112V123H111ZM185 124H186V123H185ZM205 124H207V123H205ZM209 124H210V123H209ZM212 124H213V123H212ZM215 124H216V123H215ZM37 125H38V123H37ZM140 125H142V124H140ZM190 125H191V124H190ZM202 125H203V124H202ZM248 125H249V124H248ZM263 125H264V124H263ZM28 126H29V124H28ZM31 126H32V125H31ZM41 126H42V125H41ZM92 126H93V125H92ZM97 126H98V125H97ZM125 126H126V125H125ZM186 126H187V125H185V127H186ZM197 126H198V125H197ZM204 126H205V125H204ZM59 127H60V126H59ZM99 127H100V126H99ZM120 127H121V126H120ZM141 127H142V126H141ZM32 128H33V127H31V129H32ZM41 128H42V127H41ZM110 128H111V127H110ZM125 128H126V127H125ZM127 128L129 129V130L127 129L128 131L126 130V131L128 132V137H130L129 140H131V138H135L134 142L136 141V142H137V146L139 147V146L141 145V143H140V145H139V141H138V140L142 137L141 135H139V132H138V130H140V129L137 130V129L134 127V125H132V124H127ZM187 128H189V127H187ZM201 128H202V127H201ZM206 128H207V127H206ZM210 128H211V126H210ZM242 128H243V127H242ZM260 128H261V127H260ZM37 129H39V128H37ZM37 129H36V131H37ZM263 129H264V128H263ZM54 130H55V129H54ZM77 130H78V129H77ZM206 130H207V129H206ZM20 131H21V130H20ZM36 131H35V132H36ZM49 131H50V129H49ZM65 131H66V130H65ZM78 131H79V130H78ZM126 131H125V132H126ZM203 131H204V130H203ZM207 131H208V130H207ZM38 132H39V131H38ZM46 132H47V131H46ZM244 132H245V131H244ZM254 132H255V131H254ZM41 133H42V132H41ZM84 133H85V132H84ZM50 134H51V132H50ZM80 134H81V133H80ZM82 134H83V133H82ZM125 134H127V133H125ZM141 134H142V133H141ZM235 134H236V133H235ZM253 134H254V133H253ZM35 135H36V134H35ZM41 135H42V134H41ZM123 135H124V134H123ZM129 135H130V136H129ZM57 136H58V135H57ZM114 136H115V135H114ZM140 136H141V137H140ZM47 137H48V136H47ZM76 137H77V136H76ZM125 137H126V135H125ZM40 138H41V137H40ZM49 138H50V137H49ZM53 138H54V137H53ZM4 140H6V138H4ZM45 140H46V138H45ZM64 140H65V138H64ZM129 140H128V141H129ZM132 140H133V139H132ZM132 140H131V141H132ZM61 141H62V140H61ZM141 141H142V140H141ZM6 142H7V141H6ZM11 142H12V141H11ZM42 142H43V141H42ZM143 142H144V141H143ZM147 142H149V141L147 140ZM47 143H48V142H47ZM51 143H52V142H51ZM51 143H50V144H51ZM62 143H63V142H62ZM122 143H123V142H122ZM125 143L127 144V142H125ZM129 143H131V144H129V146L132 147V149H133V145H132V144H134V143H132V142H130V141H129ZM10 144H12V143H10ZM41 144H43V143H41ZM60 144H61V142H60ZM65 144H66V143H65ZM145 144H146V143H145ZM56 145H57V143H56ZM135 145H136V143H135ZM143 145H144V144H142L140 148L143 147V148L145 149L146 147H144ZM147 145L149 146L148 143H147ZM147 145H145V146H147ZM150 145H151V144H150ZM262 145H263V144H262ZM59 146H60V145H59ZM67 146H69V145L67 144ZM120 146H121V145H120ZM137 146H136L135 148L138 149ZM151 146H152V145H151ZM151 146L148 147V148H151ZM231 146H232V145H231ZM47 147H48V149H50V148H49L50 146H47ZM51 147H52V148H51L50 150H48V152L50 153V151L52 150V151H51V154L53 153V155L56 156V154H55V153H56V150H54V151H55V152H54V151H53V146H51ZM69 147H70V146H69ZM127 147H128V146H127ZM127 147H126V148H127ZM152 147H153V146H152ZM223 147H224V146H223ZM148 148H146V149H148ZM231 148H232V147H231ZM231 148H230V150H231ZM235 148H236V147H235ZM66 149H67V148H66ZM116 149H117V148H116ZM146 149H145V150H146ZM182 149H183V148H182ZM73 150H74V149H73ZM117 150H118V149H117ZM138 150H139V149H138ZM140 150H141V149H140ZM140 150H139V151H140ZM142 150H143V149H142ZM149 150H150V149H148V151H149ZM154 150L156 151L155 148H154ZM241 150H242V149H241ZM57 151H58V150H57ZM61 151H62V150H61ZM146 151H147V150H146ZM159 151H160V150H159ZM159 151H156V152H159ZM233 151H234V149H232L231 152H233ZM235 151H236V150H235ZM133 152H134V151H133ZM136 152H137V151H136ZM162 152H163V151H162ZM59 153H60V152H59ZM59 153H57V155H58ZM63 153H64V151H63ZM67 153H68V152H67ZM137 153H138V152H137ZM184 153H185V152H184ZM261 153H262V152H261ZM141 154H142V153H141ZM141 154H139V155L142 156ZM144 154H145V153H144ZM149 154H152V153L149 152ZM156 154H157V153H156ZM156 154H154V155H156ZM160 154H161V153H160ZM160 154L158 153L156 156H157V157H158V156L160 157ZM60 155H62V154H60ZM60 155H58V156H60ZM102 155H103V154H102ZM132 155H133V154H132ZM146 155H147V154H146ZM232 155H234V154H232ZM239 155H240V154H239ZM241 155H243V154H241ZM262 155H263V154H262ZM68 156H69V155H68ZM144 156H145V155H144ZM150 156H151V155H150ZM152 156H153V154H152ZM244 156H245V155H244ZM44 157H45V156H44ZM142 157H143V156H142ZM157 157L154 156L153 158L156 159ZM159 157H158V158H159ZM238 157H239V156H238ZM240 157H241V156H240ZM59 158H61V157H59ZM59 158H58L57 162L60 161ZM80 158H81V157H80ZM145 158H147V156H146ZM241 158H242V157H241ZM247 158H248V157H247ZM66 159H67V158H66ZM138 159H139V158H138ZM143 159H144V158H143ZM155 159H152V157H151V160H155ZM162 159H163V158H162ZM64 160H65V159H63V161H64ZM77 160H78V159H77ZM151 160H149V163H148V164H150V161H151ZM157 160H158V159H157ZM157 160H155V161H157ZM132 161H133V160H132ZM144 161H145V160H144ZM147 161H148V160H147ZM160 161H161V160H160ZM162 161H163V160H162ZM241 161H242V160H241ZM244 161H246V160H244ZM54 162H55V161H54ZM70 162H73V161H70ZM158 162H159V160H158ZM55 163H56V162H55ZM59 163H60V162H59ZM146 163H147V162H146ZM154 163H155V162H153V164H154ZM45 164H46V162H45ZM163 164H164V163H163ZM48 165H49V164H48ZM139 165H140V167L143 166V165H141V164H139ZM139 165H138V166H139ZM50 166H51V165H50ZM136 166H137V165H136ZM145 166H146V165H145ZM155 166H156V165H155ZM62 167H64V166H62ZM128 167H129V166H128ZM128 167H127V168H128ZM150 167H152L151 164H150ZM159 167H160V166H159ZM28 168H29V167H28ZM134 168H135V167H134ZM162 168H163V167H162ZM168 168H169V167H168ZM172 168H173V167H172ZM61 169H63V168H61ZM130 169H131V168H130ZM130 169H129V170H130ZM135 169H136V168H135ZM143 169H144V168H143ZM29 170H30V169H29ZM31 170H32V169H31ZM117 170H118V169H117ZM117 170H116V171H117ZM144 170H145V169H144ZM166 170H168V169H166ZM27 171H28V170H27ZM130 171H131V170H130ZM136 171H137V170H136ZM173 171H174V170H173ZM131 172H132V171H131ZM153 172H154V171H153ZM167 173H168V172H167ZM169 173H171V172H169ZM169 173H168V174H169ZM174 173H175V172H174ZM131 174H132V173H131ZM175 174H176V173H175ZM134 175H135V174H134ZM163 175L165 176V174H163ZM163 175H161V176H163ZM172 175H173V174H172ZM179 175H180V174H179ZM36 176H37V175H36ZM117 176H118V175H117ZM135 176H136V175H135ZM167 176H168V175H167ZM120 177H122V176H120ZM120 177H119V178H120ZM157 177H158V176H157ZM173 177H174V176H172V178H173ZM164 178H166V177H164ZM168 178H169V176H168ZM175 178H176V177H175ZM126 179H127V178H126ZM151 179H152V178H151ZM159 179H160V178H159ZM161 179H162V178H161ZM179 179H180V178H179ZM179 179H178V180H179ZM137 180H139V179H137ZM146 180H147V179H146ZM164 180H165V179H164ZM125 181H126V180H125ZM139 181H140V180H139ZM143 181H144V180H143ZM156 181H158V180H156ZM167 181H168V180H167ZM167 181H165V182H167ZM169 181H170V179H169ZM172 181H173V180H172ZM175 181H177V180H175ZM180 181H181V180H180ZM159 182H160V181H159ZM159 182H158V183H159ZM162 182H164V181H162ZM130 183H131V182H130ZM140 183H141V182H140ZM146 183H147V182H146ZM153 183H154V180H153ZM155 183H157V182H155ZM155 183H154V184H155ZM165 184H166V183H165ZM121 185H122V184H121ZM130 185H131V184H130ZM142 185H143V184H142ZM149 185H150V184H149ZM151 185H153V184H151ZM151 185H150V186H151ZM155 185H156V184H155ZM160 185H161V184H159V186L157 185L158 188H159V187L161 188ZM162 185H164V184H162ZM169 185H171V182H170ZM173 185H174V184H173ZM175 185H176V184H175ZM181 185H182V184H181ZM131 186H132V185H131ZM131 186H130V189H131ZM147 186H148V185H147ZM165 186H166V185H165ZM178 186L180 187V185H178ZM187 186H188V185H187ZM124 187H129V186L126 185V186H124ZM124 187H123V189H124V192H123V193H125V194H123V195H124V198H125V196H126L127 194H129V195H132V194H133V192L131 193L132 190H130V189H129L130 192L127 190L129 193H126ZM138 187H140V186H138ZM138 187H137V188H138ZM166 187H167V186H166ZM166 187H165V188H166ZM170 187H171V186H170ZM182 187H183V186H182ZM135 188H136V187H135ZM144 188H145V187H144ZM146 188H147V187H146ZM152 188H153V187H152ZM158 188H157V191H158ZM177 188H178V187H177ZM121 189H122V188H121ZM123 189H122V190H123ZM126 189H128V188H126ZM132 189H133V188H132ZM138 189H139V188H138ZM142 189H143V188H142ZM149 189H150V188H149ZM155 189H156V188H155ZM155 189H154V190H155ZM117 190H118V189H117ZM122 190H121V191H122ZM133 190H134V189H133ZM151 190H152V189H151ZM151 190H150V191H151ZM159 190H160V189H159ZM161 190H162V189H161ZM161 190H160V191H161ZM186 190H187V189H186ZM143 191H145V190L143 189ZM147 191H148V190H147ZM147 191H145V192H147ZM150 191H148L149 194L147 193V194L150 195V196L156 192V191H155L154 193H152V192H150ZM169 191H170V190H169ZM135 192H136V191H135ZM145 192H143V193H144L145 196H146L147 194H146ZM121 193H122V192H121ZM139 193H141V192H138V194H139ZM159 193H160V192H159ZM161 193H162V192H161ZM161 193H160V194H161ZM249 193H250V192H249ZM138 194L136 193L135 196L137 197V199H140V197L138 198V196H139L140 194H139V195H138ZM141 194H142V193H141ZM160 194H159V195H160ZM184 194H186V193H184ZM244 194H245V193H244ZM246 194H247V193H246ZM250 194H251V193H250ZM250 194H249V195H250ZM116 195H117V194H116ZM121 195H122V194H121ZM129 195H128V196H129ZM142 195H143V194H142ZM155 195H157V194H155ZM162 195L164 196V194H162ZM175 195H176V194H175ZM135 196H134V197H135ZM143 196H144V195H143ZM163 196H162V197H163ZM169 196H170V195H169ZM173 196H174V195H173ZM121 197H122V196H120V198H121ZM129 197H131V196H129ZM132 197H133V195H132ZM132 197H131V199H132ZM134 197H133V198H134ZM136 197L134 198V201H136V200H135ZM141 197H142V196H141ZM151 197H154V195H152ZM157 197H159V196H157ZM162 197H159V198H162ZM179 197H180V196H179ZM114 198H115V197H114ZM117 198H118V197H117ZM120 198H119V199H120ZM159 198H158V199H159ZM167 198H168V197H167ZM180 198H181V197H180ZM91 199H93V198H91ZM126 199H127V198H125V200H126ZM145 199H147V197H146ZM153 199H155V198H153ZM172 199H174V197H173ZM115 200H116V199H115ZM121 200H123V198H121ZM121 200H120V201H121ZM174 200H175V199H174ZM241 200H242V199H241ZM126 201H127V200H126ZM134 201H131L130 198H129V201H128V202H129V203H130V202L133 203ZM137 201H138V200H137ZM140 201H142V199H140ZM149 201H150V200H149ZM152 201H155V200H152ZM156 201H157V200H156ZM158 201H159V200H158ZM158 201H157V202H158ZM163 201H164V200H163ZM178 201H179V200H178ZM182 201H186V200L183 199ZM250 201H251V200H250ZM94 202H95V201H94ZM94 202H93V203H94ZM118 202H119V200L117 201V203H118ZM128 202H126L125 205H126V204L129 205ZM138 202H139V201H138ZM176 202H177V201H175L174 203H176ZM193 202H194V201H193ZM246 202H247V201H246ZM96 203H97V202H96ZM98 203H99V202H98ZM131 203H130V204H131ZM151 203H153V202H151ZM164 203H165V202H164ZM167 203H168V202H167ZM171 203H173V202H171ZM194 203H196V202H194ZM202 203H203V202H202ZM100 204H101V203H100ZM111 204H112V203H111ZM120 204H121V202H120ZM123 204H124V203H123ZM133 204H134V203H133ZM139 204H140V203H139ZM180 204H181V203H180ZM180 204H177V205H180ZM184 204H185V202L183 203V205H184ZM244 204H245V203H244ZM104 205H105V204H104ZM104 205H103V208H104ZM109 205H110V203H109ZM112 205H114V203H113ZM118 205H119V204H118ZM127 205H126V206H127ZM134 205L136 206L137 204L135 203ZM152 205H153V204H152ZM155 205H156V204H155ZM164 205H165V204H164ZM169 205H171V204H169ZM174 205H175V204L172 205L173 208H174ZM187 205H189V204H187ZM192 205H193V204H192ZM203 205L205 206L206 204L203 203ZM248 205H249V204H248ZM88 206H89V205H88ZM97 206H99V205H97ZM100 206H102V205H100ZM107 206H108V205H107ZM120 206H121V205H120ZM126 206H125V207H126ZM132 206H133V205H132ZM140 206H141V205H139L138 207L140 208ZM185 206H186V205H185ZM239 206H240V205H239ZM117 207H118V206H117ZM122 207L125 208L124 206H122ZM129 207H130V206H129ZM142 207L144 208V206H141V210L139 209L140 211H142V210L144 211V209H142ZM150 207H151V206H150ZM150 207H149V208H150ZM154 207H155V206H154ZM158 207H159V206H158ZM172 207H171V208H172ZM182 207H184V206H182ZM188 207H189V206H188ZM207 207H208V206H207ZM235 207H236V206H235ZM256 207H257V206H256ZM106 208H107V207H106ZM114 208H115V207H114ZM118 208H120V207H118ZM136 208H137V206H136ZM175 208H176V207H175ZM203 208H204V207H203ZM100 209H101V208H100ZM112 209H113V207H112ZM125 209L127 210V209H129V208L127 207V208H125ZM125 209H124V211H126ZM130 209H131V208H130ZM137 209H138V208H137ZM155 209H156V207H155ZM159 209H161V208H159ZM181 209H183V208H181ZM200 209H201V208H200ZM208 209H209V208H208ZM235 209H236V208H235ZM251 209H252V208H251ZM105 210L107 211V209H105ZM105 210H104V211H105ZM116 210H117V209H116ZM116 210L114 209L115 213H116ZM133 210H135V209H133ZM146 210H147V209H146ZM151 210H152V209H151ZM153 210H154V209H153ZM167 210H168V209H167ZM187 210H188V209H187ZM195 210H196V209H195ZM198 210H199V209H198ZM104 211H103V212H104ZM106 211H105V212H106ZM110 211H111V210H110ZM110 211H108V212H110ZM120 211H122L121 208H120ZM120 211H119V212H120ZM127 211H128V210H127ZM127 211H126V212H127ZM131 211H132V210H131ZM155 211H156V212H159L158 209H156ZM162 211H163V210H162ZM188 211H189V210H188ZM188 211H187V212H188ZM192 211H193V210H192ZM192 211H190V212H192ZM199 211H200V210H199ZM201 211H202V210H201ZM206 211H207V210H206ZM209 211H210V210H209ZM229 211H230V210H229ZM99 212H100V211H99ZM112 212H113V211H112ZM117 212H118V210H117ZM119 212H118V215L121 216V217H124L123 215H125L126 212H125V213L122 212L123 215H120ZM128 212H130V211H128ZM132 212H133V211H132ZM132 212H130V214H131ZM146 212H147V211H144V212H143L145 216H146V214H145ZM148 212L150 213L151 211L148 210ZM175 212H176V211H175ZM257 212H258V211H257ZM101 213H102V212H101ZM101 213H100V214H101ZM106 213H107V212H106ZM134 213L138 215L137 212L134 211ZM134 213H132V215H133ZM161 213H162V212H161ZM165 213H167V212H165ZM172 213H174V212H172ZM184 213H186V212H184ZM198 213H199V212H198ZM207 213L210 214V212H206L205 215H207ZM245 213H246V212H245ZM111 214H112V213H111ZM111 214H110V215H111ZM116 214H117V213H116ZM116 214H115V215H116ZM135 214L133 215V217H134V216H137V215H135ZM151 214L155 215V214H154V211H152ZM157 214H158V213H157ZM157 214H156V215H157ZM170 214H171V213H170ZM170 214H169V215H170ZM174 214H175V213H174ZM186 214H188V213H186ZM231 214H233V213H231ZM231 214H230V215H231ZM259 214H260V213H259ZM105 215H106V214H105ZM144 215H143L142 217H144ZM153 215H151V216H153ZM159 215H160V213H159ZM162 215H165V214H162ZM169 215H167L166 217H168ZM171 215H172V214H171ZM244 215H245V214H244ZM126 216H130V215H128V213H127ZM126 216H125V217H126ZM139 216H141V215H138L137 217H139ZM182 216H183V213H182V215H180V217L182 218ZM185 216L189 217V214H188V215H185ZM207 216H208V218H210V217H209L210 215H207ZM228 216H229V215H228ZM112 217H113V216H112ZM131 217H132V216H131ZM133 217H132V218H133ZM142 217H140V221H142V219H141ZM158 217H159V216H158ZM160 217H161V216H160ZM166 217H165V219H166ZM173 217H174V216H173ZM180 217H179V218H180ZM244 217H245V216H244ZM104 218H105V216H104ZM126 218H127V217H126ZM144 218L147 219L148 216H147V217H144ZM150 218H153L152 220H154V221L151 220V221H152L151 223H150V222H146V223H144V222L146 221V219L143 220L144 222L142 221L143 223H142V222H139V223H141L142 225H143V224H144V225L146 224V225H145V231H148V232L150 233L149 235H151L152 232H153L152 235H154L153 238H152L153 244L149 246L150 249L147 248L148 250H147V249H144V248H143V245H142L143 242L145 241V239H144V241H143V238H142V244H141V239H140V237H143V236H141L140 234H139V236H136L137 233L135 234V233L133 232L134 230L132 231V229H130V228L128 229V228H127V229H128V232H129V230H131V232H129V234H131L132 232L135 234V235H134V234L132 233V234L134 235L133 238H132V236H130V235H129L130 237H129L128 235H127V237L125 236L126 234H124V232L126 233V232H127V231H126L127 229L124 230V229H125V227L123 226V221H124L123 219H124V218H120V217H119V219H118V216H117V220H114V219H113L114 222H115V221H117V222H115V223L113 224V227H114L115 229H114L113 227H112V228H113L116 232H118V231L121 230V228L123 229V227H124V229H123L124 232L122 233V234H124V235L121 236V235H120L121 232H118V234H119V236H121V237H124V236H125L126 241L124 240L125 242H124L123 244L126 243L125 245H128L127 247H129V248H127V249H129V250L131 249V251H132V254H130V256L134 254V256H132V257H134L136 260L138 259V257H139L140 259L144 260V261H145L147 258H148V260H150V259H149L150 257H154V259L157 258V260L159 261V264H162V263H163V264H171V263H172V264H175V263H176L177 256H178V257H180V256L183 257V256H182L183 253H182V255H180V253H178V252L176 251V248H179V247H176V244H177V243H175V245L171 247L170 244H171L172 238H170V237H169V238H170L171 240L168 238V239L170 240V244L168 243V244H169L168 247L170 246L169 250H167L165 247H164V248H161V250H162V249H166L168 252L164 253L163 250L160 251L161 253L158 252L160 249L158 250L157 248L163 246V245H161V246H158V245H157V244H158L157 242H160V241H161V239H160V238H161V237H160V233H161L162 231H166V230H167V227L165 228V227H164L165 223H162V222H161L162 225H163V224H164V225H163V227H160V225H161V224H159V223H160V221H159L160 218L157 219V217H155V216H154V217H150ZM150 218H148V219H150ZM161 218H163V216H162ZM177 218H178V214H177ZM185 218H186V217H184V219H185ZM195 218H197V217L195 216ZM201 218H206L207 221H208L211 225H212V224H216V223H214V221L212 222V219H209V220L211 221V222H210V221L208 220L207 217H203V216H202ZM128 219H130V218H128ZM135 219H136V221H137V222H136V224H137V223H138V220H137L138 218L135 217L133 220H135ZM156 219H157L159 222H157ZM173 219H174V218H173ZM182 219H183V218H182ZM199 219H200V218H199ZM231 219H232V218H231ZM113 220H111V221H113ZM161 220L163 221L164 218L161 219ZM167 220H168V218H167ZM167 220H166V222H168ZM179 220H180V219H179ZM187 220H189V219L187 218ZM190 220H191V217H190ZM190 220H189V223L192 224V221H190ZM192 220H194V219H192ZM233 220H234V219H233ZM241 220H242V219H241ZM148 221H149V220H148ZM175 221H176V219H175ZM184 221H186V219H185ZM197 221H198V220H197ZM207 221H205V220H200V222L198 223L197 226H196V223H195L196 228L198 227L197 229L202 228V230H200L201 232L198 231V232H200L201 234H205V233H207V232H208L207 230H208L209 228H212V226H210V227L206 230L207 232L203 229V228H205V226L208 224ZM236 221H238V220H236ZM164 222H165V220H164ZM169 222L171 223V221H169ZM169 222H168V224H169ZM176 222H178V221H176ZM186 222H188V221H186ZM111 223H112V222H111ZM125 223H126V222H125ZM125 223H124V224H125ZM128 223L130 224V222H128ZM139 223H138V224H139ZM179 223H180V222H179ZM179 223H175V222H174V225H175V226L172 225V223H171V226H173L172 229H169L170 232H167V231H169V230H167L166 232H167L168 234H169V233H170V234H173V233L175 232V235H178L179 232H180V233L182 232V234L185 233L186 231H185L184 229H187V230H188V229L190 228L189 223H187V224L189 225V228H188L187 226H185V227H187V228L183 227L184 229L182 228V230H181V229H180V228H181L180 226H183L184 224H183V222H182L183 225H181V224H179ZM239 223H240V221H239ZM249 223H250V222H249ZM134 224H135V222H134ZM136 224H135V226H136ZM150 224H152V225H150ZM245 224H246V222H245ZM125 225H126V224H125ZM142 225H141V226H142ZM242 225H243V224H242ZM122 226H123V227H122ZM130 226H131V225H130ZM132 226H133V224H132ZM137 226H138V225H137ZM166 226H167V225H166ZM168 226H170V225H168ZM214 226H215V225H214ZM216 226H218V225H216ZM250 226H252V225H250ZM126 227H127V225H126ZM252 227H253V226H252ZM252 227H251V228H252ZM168 228H169V227H168ZM191 228H194V227L192 226ZM196 228H194V230H195ZM215 228H220V226H219V227H215ZM257 228L259 229V227H257ZM143 229H144V228H143ZM197 229H196V230H197ZM212 229H213V228H212ZM179 230H181V231H179ZM191 230H192V229H191ZM191 230H190V231H191ZM194 230H193V231H194ZM203 230L205 231V233H202ZM213 230H214V229H213ZM213 230H212V232H213V234H214V231H215V230H214V231H213ZM255 230H256V229H255ZM145 231H144V232H145ZM150 231H151V232H150ZM177 231H179V232L177 233ZM183 231H185V232H183ZM190 231L187 232V233H191V232H192L191 235L194 234L193 231H191V232H190ZM216 231H217V230H216ZM216 231H215V232H216ZM195 232H197V231H195ZM164 233H165V232H164ZM164 233H162V234H164ZM209 233H211V232H209ZM209 233H208V234H209ZM254 233H255V231H254ZM127 234H128V233H127ZM141 234H142V233H141ZM143 234H146V233H143ZM143 234H142V235H143ZM168 234H166V236H167ZM182 234H180V236H181ZM201 234H199V235H201ZM257 234H258V233H257ZM257 234H256V235H257ZM147 235H148V233H147L145 236H146V237H149V236H147ZM164 235H165V234H164ZM164 235H163V236H164ZM184 235H185V234H184ZM187 235H188V234H187ZM187 235H185L184 238L187 237ZM191 235H190V236H191ZM196 235H198V234L196 233ZM196 235H195V236H196ZM205 235H207V234H205ZM260 235H261V234H260ZM172 236H173V235H172ZM172 236H171V237H172ZM193 236H194V235H193ZM211 236H212V234H211ZM213 236H214V235H213ZM257 236H258V235H257ZM262 236H264L263 233H262ZM134 237H135V238H134ZM151 237H152V236H150V238H151ZM181 237L183 238V235H182ZM207 237H210V235L207 236ZM223 237H224V235H223ZM223 237H222V238H223ZM119 238H120V237H119ZM144 238H145V237H144ZM150 238H149V239H150ZM184 238H183V240H184ZM190 238H191V237H190ZM194 238H195V237H194ZM194 238H193V241H195ZM210 238H214L215 240L217 239V238H215V237H210ZM218 238H220L219 235H218ZM120 239H123V238H120ZM191 239H192V238H191ZM196 239L198 240V238H196ZM224 239H225V240H224ZM224 239H223V241H224L223 244L225 243V244H224L225 246H224L223 248L226 247L227 249H224V250H226V251L224 252V250H222L221 248H218V246H219L220 243H221V242H220L219 245L217 244V246H216V247L219 249V252H220V249H221V254H219L218 252H217V253L214 252L215 249H216V251L218 250L216 247H214L215 249L213 248V246H212V248H211L210 246L208 247V243L212 245V242H208V241L205 240V237H204V238L201 237L200 241H206L205 243H207V242H208V243H207V244H203V242H201L203 245L200 244V245H202V246H200V247L197 245V244H199V242H198V243H195V245H197V246H196V247H197V250H196V253H193V254H190V255L187 256V257L189 258V261H194V260H195V261H199V262H198L199 264H211V263L213 264V263L215 262L214 260L217 258V261H218L217 264H219V262H222L221 264H225V263L228 261V259H229V258H228L229 255H226L227 253L232 252V255H230V256L235 255V254L233 253V251H232L233 249L230 250V248L233 247V246H235V245L233 244L232 241L229 240L228 237L225 236ZM147 240H148V239H147ZM147 240H146V241H147ZM169 240H167V241H169ZM197 240H196V241H197ZM261 240H262V239H261ZM114 241H115V240H114ZM149 241H150V240H148V242H149ZM167 241H163V244H164V242H167ZM184 241H185V240H184ZM186 241H187V242H191L190 240H188V238H187ZM186 241H185V242H186ZM198 241H199V240H198ZM219 241H220V240H219ZM219 241L217 240L216 242L218 243ZM221 241H222V239H221ZM122 242H123V241H122ZM139 242H140V243H139ZM150 242H151V241H150ZM174 242H176V241H173L172 245L174 244ZM182 242H183V241H182ZM185 242H184V243H185ZM187 242H186V243H187ZM180 243H181V241H180ZM191 243H192V242H191ZM193 244H194V243H193ZM221 244H222V243H221ZM223 244H222V245H223ZM155 245H157V246H155ZM165 245H166V243H165ZM182 245H183V244H182ZM188 245H189V244H188ZM222 245H221V246H222ZM121 246H122V245H121ZM177 246H178V245H177ZM186 246H187V244L185 245V247H186ZM190 246H192V244H191ZM190 246H189V247H190ZM214 246H215V245H214ZM221 246H220V247H221ZM156 247H157V248H156ZM166 247H167V246H166ZM185 247H184V248H185ZM187 247H188V246H187ZM189 247H188V250L190 249ZM196 247H195V248H196ZM125 248H126V246H125ZM180 248L182 249L183 247H180ZM192 248H193V246H192ZM192 248H191V249H192ZM195 248H193L192 251L195 250ZM209 248L213 249V252L210 253ZM228 248H229V250H228ZM156 249H157L158 251H157ZM181 249H180V251H181ZM186 249H187V248H185V249H183V250H186ZM191 249H190V250H191ZM183 250H182V251H183ZM188 250H187V251H188ZM190 250H189V251H190ZM198 250H199V251H198ZM129 252H130V251H129ZM176 252H177V254H176ZM199 252H200V253H199ZM186 253H187V252H186ZM230 254H231V253H230ZM221 255H222L223 257L220 258L221 260L219 259V260H220V261H219V260H218V257H219V256L221 257ZM23 256H24V255H23ZM136 256H138V257H136ZM199 256H200V257L202 256L201 259H199V258H200ZM184 257H185V256H184ZM187 257H186V260H187ZM227 258H228V259H227ZM230 258L236 260V259H235V256H234V258H233V257H230ZM17 259H18V258H17ZM17 259H16V260H17ZM140 259H138V260H140ZM182 259L184 260L185 258H182ZM182 259H181V260H182ZM191 259H192V260H191ZM213 259H214V260H213ZM226 259H227V261H226L225 263H223L224 261H222V260H226ZM231 259H230V260H231ZM13 260H14V259H13ZM136 260H135V261H136ZM183 260H182V261H183ZM230 260H229V261H230ZM234 260H233V261H234ZM158 261H157V262H158ZM195 261H194V262H195ZM233 261H232V263L234 264ZM17 262H18V261H17ZM21 262H22V261H21ZM21 262H20V263H21ZM132 262H133V261H132ZM136 262H137V261H136ZM142 262H143V261L140 260L139 263H140V264H147V262H143V263H142ZM154 262H155V261H153V263H154ZM177 262H178V261H177ZM187 262H188V261H187ZM15 263H16V262H15ZM137 263H138V262H137ZM139 263H138V264H139ZM150 263H151V262H150ZM179 263H180V260H179ZM181 263H182V262H181ZM183 263H184V262H183ZM196 263H197V262H196ZM215 263H216V262H215ZM215 263H214V264H215ZM228 263H229V262H228ZM232 263H231V264H232ZM154 264H155V263H154ZM156 264H157V263H156ZM177 264H178V263H177ZM189 264H192V263L189 262ZM229 264H230V263H229ZM235 264H236V263H235Z\"/></svg>",
  "mask_w": 264,
  "mask_h": 264
}]
</instances>
